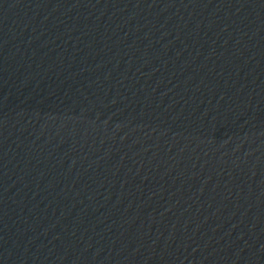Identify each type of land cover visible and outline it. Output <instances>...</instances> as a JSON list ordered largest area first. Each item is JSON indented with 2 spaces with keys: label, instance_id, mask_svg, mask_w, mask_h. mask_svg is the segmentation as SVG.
I'll use <instances>...</instances> for the list:
<instances>
[{
  "label": "water",
  "instance_id": "obj_1",
  "mask_svg": "<svg viewBox=\"0 0 264 264\" xmlns=\"http://www.w3.org/2000/svg\"><path fill=\"white\" fill-rule=\"evenodd\" d=\"M0 264H264V0H0Z\"/></svg>",
  "mask_w": 264,
  "mask_h": 264
}]
</instances>
